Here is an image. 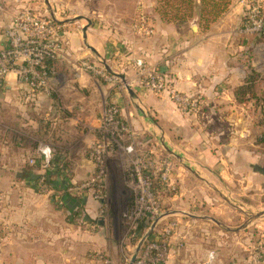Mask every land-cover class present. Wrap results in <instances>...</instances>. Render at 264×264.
<instances>
[{
  "label": "crops",
  "instance_id": "crops-1",
  "mask_svg": "<svg viewBox=\"0 0 264 264\" xmlns=\"http://www.w3.org/2000/svg\"><path fill=\"white\" fill-rule=\"evenodd\" d=\"M200 3L197 0L196 4ZM0 7V49L7 45L6 27L26 7L47 9L65 25V47L56 60L54 91L50 95L31 91L10 74L0 92V109L9 110L16 132H11L15 141L10 150L15 159L9 167L14 178H0L1 186L9 182L11 187V214L2 220L9 221L16 232L9 243L4 235L0 237V264H104L103 256L112 258L114 264H125L114 227L110 230L106 221L97 219L101 203L90 191L70 195L65 190L94 171L89 147L110 101L120 107L121 119L136 132L148 134L139 140L141 149L147 150L149 139L160 133L167 150L173 146L182 149L192 162L188 166L192 172H207L210 177L217 173L219 187H240L250 200L264 194V152L256 117L264 97L260 100L251 94L253 88H248L247 80L252 70L242 66L247 45L241 30L243 0H230L217 18L208 21L196 10L183 19L165 17L160 11L161 0H0ZM169 8L176 10L172 3ZM140 13L147 17L152 34L135 30ZM83 59L103 66L104 62L116 80L105 81L84 70L80 65ZM137 59L147 68L165 73L179 91L199 102L198 109L185 112L167 93L144 87ZM261 87L256 86L253 92L258 93ZM131 104L140 117L127 110ZM38 137L53 146L50 167L42 166ZM171 150L177 158L182 157ZM7 152L0 146L1 158ZM30 159L36 163H29ZM175 166L174 181L179 188L182 175ZM42 175L48 178L49 192L38 188ZM189 199L174 194L166 204L192 203L196 198ZM209 220L205 215L175 209L162 213L151 236L169 221L176 225L162 264H203L211 250L216 251L215 264H247L249 246L256 243L248 224L232 228L213 219L220 227L212 228ZM145 223H140L139 233L149 231ZM26 231H31L32 241L20 242ZM137 244L127 240L125 248L132 251L130 255Z\"/></svg>",
  "mask_w": 264,
  "mask_h": 264
},
{
  "label": "built area",
  "instance_id": "built-area-1",
  "mask_svg": "<svg viewBox=\"0 0 264 264\" xmlns=\"http://www.w3.org/2000/svg\"><path fill=\"white\" fill-rule=\"evenodd\" d=\"M243 2L245 11L242 32L264 35V0ZM64 27L62 22L53 19L47 9L26 7L14 17L5 30L7 45L0 49V92L5 89L10 74H14L16 81L31 91L39 90L48 95L54 91L57 71L52 63L59 59L64 50ZM134 28L145 35L153 33L144 13L139 14ZM135 63L144 87L155 93H167L185 112L198 109L199 102L179 91L165 73L147 68L141 59H137ZM80 65L105 81L116 80L103 65L94 61L83 59ZM120 111V107L114 102L105 104L98 134L89 147V158L94 164V171L86 179L68 185L66 190L72 194H79L82 190L91 191L93 197L101 203L100 213L104 214L108 200V160L113 154L122 155L125 157L128 186L134 193L133 201L123 216L132 236H135L140 220H157L161 191L167 188L175 192L177 185L172 159L157 155L152 150L139 148L142 142L138 140V133L121 119ZM40 153L42 166L50 167L54 159L51 146H40ZM31 163L35 164L36 160L32 159ZM38 186L49 189L48 178L42 175ZM173 225L174 223L170 225L171 228ZM169 231L165 229L146 238L135 261L131 263L130 260L129 264H162L161 261L166 256ZM102 259L104 264H113L110 257L103 256ZM215 260V251H210L203 264H215Z\"/></svg>",
  "mask_w": 264,
  "mask_h": 264
},
{
  "label": "rangeland",
  "instance_id": "rangeland-1",
  "mask_svg": "<svg viewBox=\"0 0 264 264\" xmlns=\"http://www.w3.org/2000/svg\"><path fill=\"white\" fill-rule=\"evenodd\" d=\"M197 0H192V4L190 3L186 4L187 9H189L192 5V10H197ZM201 6V5H199ZM243 15L245 8H243ZM264 11V9H263ZM244 17V16H243ZM242 39L247 42V45L243 48L242 51V66L246 69L252 70V76L258 75V81L260 89H264V35H257V34H247L244 33L242 35ZM255 69H257L259 72H256ZM261 90L258 92L261 94ZM260 96V95H259ZM262 97H259L260 100ZM258 99V100H259ZM127 110H133L134 116L140 117V112L136 107H134L131 104L130 107H126ZM129 108V109H128ZM121 110V109H120ZM257 111V119H258V125L260 126V132L259 134H264V105L256 109ZM6 116V118L3 120V118L0 117V146L4 149H8V152L6 153V156L0 157V178L3 176L4 178H14V173H12L9 169L10 166L14 163V156L11 152L10 148L12 146V142L14 143L15 140L12 139L11 132L15 133L12 128L13 125L10 122V113L9 110L0 109V116ZM151 115V113H150ZM154 117L151 116V119ZM151 120V124H153ZM130 126L134 129L133 125L130 124ZM138 131V130H137ZM138 133V140L143 138V136H146L148 134L144 133ZM3 136V138H2ZM31 138H36V135H30ZM42 137H38V146L42 145H49L45 139H41ZM260 148L263 149L264 152V142L261 140L260 137ZM147 142V139L144 143ZM150 144L148 143V146H151L150 148H147V150H152L156 153L166 155L170 159H172L173 164L175 163L176 171L182 175L180 179H182L183 183L180 182L179 188L177 185V190L175 192H171V189H164L161 191V194L158 197L159 200V215L156 221L159 220L162 213L167 211H186L188 213H196L199 215H205L208 218H211L212 220H209V223L212 228H218L220 225H218L213 219H216L217 221L221 222L224 226L229 227H241L245 224H248L246 227H248V230H250V233L252 234V240L253 242L256 241L255 244L252 246H249V250L247 251V255L249 256V260L247 264H264V216L258 218V219H251L250 214H256L260 212H264V194H260L255 198V200H250L247 193H244V190H240V187L234 188L233 186L225 188L226 185H223L222 187H219V180L221 178L218 176L217 173H214L209 176V173L207 172H192L188 166H191L192 163L189 158L183 153L182 149L178 147H171V141L168 140V146L170 150L176 154H181L182 157L179 159L175 155H173L170 150H167L165 146L164 141L162 140L161 134L159 133L158 136L155 138V136H152L149 139ZM165 149H164V146ZM51 146V145H50ZM143 145H140L139 148H142ZM53 146H51L52 148ZM55 149V147H54ZM211 150L214 152L215 148L212 147ZM89 154V153H88ZM23 160H25L23 158ZM21 161V163H25V161ZM29 163H31V159L29 160ZM7 165V166H5ZM125 157L119 154H113L109 157L108 160V178H107V194H108V200H107V209L104 214H101L100 211L98 212V220L101 219L102 221H106L108 223V228L111 230V228L114 227L117 235V239L120 243L119 246V254L124 259L125 257V264H129V261L132 258V251L128 253L127 249L125 248L127 240H135L139 244L140 240L144 237L145 234H143L144 229H142L141 233H139V225L142 222H145L143 219L140 220L141 222L137 225V231H135V236H132V233L129 230V224L127 223V220L124 219V211L127 210V208L130 207L133 198L134 193L128 186V179L125 171ZM198 175V176H197ZM212 179V181L209 179ZM0 179V184H1ZM9 181V180H8ZM211 181V182H210ZM9 183V182H8ZM6 184V182H3V186L0 185V237L4 235V238L7 243L10 242L11 237H14L15 235L13 225L9 223V221L2 220L3 216H9L11 214V197L10 193L8 192L10 185ZM50 187V184H49ZM39 190L43 193L49 192V189H44V187H39ZM61 190V189H59ZM66 190V189H65ZM67 191V190H66ZM89 190H82L79 194H83L84 192ZM70 195H72L70 192H67ZM91 193V191H90ZM78 194V195H79ZM178 194L181 195L182 199H189V198H196L194 202L192 203H177V204H166L167 199L170 198L172 195ZM228 198L232 205L226 202V199ZM186 201V200H185ZM189 201H191L189 199ZM238 208L236 210L235 208ZM241 207V208H240ZM171 209V210H168ZM100 217V218H99ZM154 221V222H156ZM151 219L147 220V223H145L148 227L147 231L150 229L152 224L154 223ZM172 222H168V225H166L160 232H163L165 229H169V233L167 234V250L165 251L164 258L166 260L168 256V247H169V241L171 238V235L176 227V225H173V228H171ZM142 225V224H141ZM113 226V227H112ZM105 230L107 229L106 225L104 226ZM101 229V226L98 228ZM31 231H26V233H22L20 236V239H18L20 242L28 243V241H32V233ZM230 235V234H229ZM149 238V237H148ZM137 244V245H138ZM214 251V250H211ZM216 254V251H215ZM124 256V257H123ZM112 259V258H111ZM236 259V258H235ZM164 260V261H165ZM234 260V259H233ZM164 261H161L163 263ZM112 262L114 264V261L112 259Z\"/></svg>",
  "mask_w": 264,
  "mask_h": 264
},
{
  "label": "trees",
  "instance_id": "trees-1",
  "mask_svg": "<svg viewBox=\"0 0 264 264\" xmlns=\"http://www.w3.org/2000/svg\"><path fill=\"white\" fill-rule=\"evenodd\" d=\"M201 3L199 5H197V12H199L200 17L208 20H213L215 18H217V16L219 14H221L229 5L230 0H200ZM162 2V9H160L161 13L163 16H171L175 19H183L186 18V16H190L192 15V13L194 12V10H192L193 5L187 9L186 4L190 3L189 5L192 4V0H161ZM170 3L173 4V6L175 7L174 9H176L175 11H171L169 8ZM183 10H182V9ZM50 63V62H47ZM55 67V69H57L56 67V61H54L52 63ZM248 84V88L251 89L253 88L256 89V86H259V81H258V75L256 76H251L248 80H247ZM251 91V94L254 97H264V90H262L261 94H258L257 92H253ZM251 95V96H252ZM260 95V96H259ZM261 140L264 142V134L262 135Z\"/></svg>",
  "mask_w": 264,
  "mask_h": 264
},
{
  "label": "water",
  "instance_id": "water-1",
  "mask_svg": "<svg viewBox=\"0 0 264 264\" xmlns=\"http://www.w3.org/2000/svg\"><path fill=\"white\" fill-rule=\"evenodd\" d=\"M51 16L53 17V19H55V17L51 14ZM56 20V19H55ZM89 23H90V21H89ZM87 28H88V26H86V27H84V29H83V32H84V36L86 37V35H87V33H86V31H87ZM101 62H102V60H100ZM103 64H104V67L109 71V72H111V73H114L104 62H103ZM115 74V73H114ZM117 74V73H116ZM128 91H129V93L131 94V95H133V91H132V89L128 86ZM229 203H231L229 200H227ZM232 204V203H231ZM251 215V219L252 220H254V219H258V218H260V217H262V216H264V212H260V213H256V214H250ZM157 222L158 221H156V222H154L153 224H152V226H151V228L149 229V231L144 235V237L140 240V242H139V244L137 245V248H136V251H135V253H134V255L132 256V258H131V263L132 262H134L135 261V259H136V257H137V255H138V253H139V251H140V249H141V247H142V245H143V243H144V241H145V239L146 238H148L149 236H151V234H152V232H153V229H154V227H155V225L157 224ZM246 226V224L245 225H243V226H241V227H245Z\"/></svg>",
  "mask_w": 264,
  "mask_h": 264
}]
</instances>
